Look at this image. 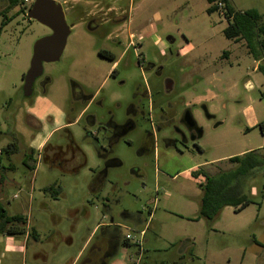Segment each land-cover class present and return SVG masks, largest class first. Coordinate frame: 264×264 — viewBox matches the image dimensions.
I'll return each mask as SVG.
<instances>
[{"label":"rangeland","instance_id":"374dc122","mask_svg":"<svg viewBox=\"0 0 264 264\" xmlns=\"http://www.w3.org/2000/svg\"><path fill=\"white\" fill-rule=\"evenodd\" d=\"M54 1L61 4V0ZM75 1L62 7H70L69 3ZM87 1L92 6V0ZM99 2L102 12L105 3L115 4L131 19L130 24H122L126 37L119 41L121 45L104 39L99 32L89 36L84 25L72 27L59 60L43 64L42 76L33 87L32 98L45 94L66 110L73 109L75 115L83 104L74 101L73 92H92L99 86L97 102L101 101V105L94 103L89 110L97 116L95 125L87 127L82 119L69 128L74 143L86 156V165L67 173L40 162L37 156L33 158L35 170L23 163L26 154L36 152L29 144L38 129L35 120L19 110L32 100L22 96V75L29 67L34 42L51 32L23 14L17 15L19 6L6 13L10 20L0 34V149L15 139L17 151L9 160L0 159V176L4 179L0 181V207L8 216L25 218L39 237L33 240L29 236L28 242L22 243L20 236L0 233V264L68 263L84 241L91 234L89 242L95 236V225L108 223L110 216L116 217L115 222L128 223L117 219L127 211L139 215V230L145 234L143 254L148 264H264V160L249 176L247 195L252 204L237 213L225 207L210 224L193 220L201 192L187 173L191 166L204 168L211 175L231 168L233 165L227 161L215 163L244 149L263 154L259 146H263L264 135L256 128L249 130L248 123L253 114L264 119V86L253 72L254 62L245 46L223 36L225 18L217 12L208 14L206 0ZM229 2L240 12L256 10L264 22V0ZM6 5V0H0V11ZM73 6V17L65 16L68 25L84 16V0ZM150 23L156 25L165 47H153L144 34L143 29ZM113 28L108 24L100 29L108 34ZM129 42L135 48H126ZM124 49V57L112 77L105 78L108 59L98 52L118 56ZM161 49L164 55L160 54ZM225 51L228 57L222 56ZM138 54L145 63H138ZM148 62L163 67L162 75L154 78L152 71L146 70ZM46 79L44 87L40 86ZM167 79L173 83L169 94L163 93ZM155 80H159L155 90L161 93L152 92L150 105L153 104V122L160 130L151 148L144 146L146 131L151 129L149 121H145L111 146L107 160L100 158L97 150L108 144L102 141L98 127L110 121L123 122L136 89L152 85ZM247 81L252 87L245 85ZM165 101L179 104L181 112L184 104L191 106L194 120L202 130L196 147L190 143L185 147L180 141L175 148L166 145L165 139L175 140V132L183 134L186 129L179 120L160 124L159 107H166ZM205 112L211 117L207 118ZM83 126L97 136L86 138ZM10 130L16 134L9 135ZM50 144L62 145L63 138L56 134ZM92 171L106 175L99 192L93 190ZM107 208L111 215L106 213ZM119 229L123 237L135 236ZM185 237H190L195 247L192 254L191 250L181 257L179 239ZM6 238H12V242ZM173 241L175 244L170 246ZM13 244H19L15 252L9 249ZM126 248L130 253L137 250ZM114 264H118L117 259Z\"/></svg>","mask_w":264,"mask_h":264},{"label":"flooded vegetation","instance_id":"af4514ba","mask_svg":"<svg viewBox=\"0 0 264 264\" xmlns=\"http://www.w3.org/2000/svg\"><path fill=\"white\" fill-rule=\"evenodd\" d=\"M90 2L87 0H84V29L86 30L87 34L94 37L96 32H99V36H103L104 39L106 40H119L121 41L124 39L123 37L118 38L119 35L121 34L119 30H117L123 23L127 22L129 20L128 14L124 13L121 7L115 6V8H110L106 7L105 5V10H107V13L102 12L103 6H100L99 0H92V6H88ZM65 8H63L64 10ZM65 11V10H64ZM67 16V15H65ZM112 24L113 29L110 33L105 34L103 31H101V27L103 25H108ZM2 30H0L1 34ZM115 32L117 36H115ZM114 36V37H113ZM112 37V38H111ZM126 37V36H125ZM130 35L128 38L130 39ZM171 40V39H168ZM169 44H171V41H169ZM161 55H164V51H160ZM138 63H145L146 61L144 60V57L137 55ZM146 70H151L153 73L154 78H158L159 76L162 75L163 72V67L156 65L155 63L148 62L147 63V68ZM115 72V71H114ZM111 73V77L113 73ZM39 77L38 79H40ZM36 79V80H38ZM157 81V80H155ZM159 81V80H158ZM36 82V81H35ZM34 82V83H35ZM48 82V80H44L40 83V86L44 87V85ZM154 82V81H153ZM34 87V85H33ZM153 87V88H152ZM155 83L152 85L147 84L143 86V88H137L136 95L133 97V103L131 102L129 104V107L127 109V115L125 117V120L121 122L120 124H115L113 121L108 122L107 124H103L100 127H98V131L101 130V135H102V141H105L108 146L106 148L98 145L97 148L99 147L101 150L98 151V155L102 159H106L108 155L110 154V148L113 144H115L117 141L121 139L122 136H125L129 133H131L136 127L142 126L145 121H149L150 123V132L146 131V138H145V143L144 146L147 150L151 148L153 145L155 138H156V132L160 130V127L157 126L153 122L152 118V111H153V104L150 105V97L153 91L155 93H161L158 90H155ZM172 89V81L169 79L166 80V91L163 93L169 94L170 90ZM34 93V92H33ZM33 95V94H32ZM32 97V96H31ZM29 97V98H31ZM72 98L74 101L81 102L82 107L80 108L83 110L81 118L76 122L77 124L83 119H85L87 127H92L95 125L97 116L94 113H90L89 110L92 106V104L96 103L97 106L101 105L100 102H91V95L89 94L88 96L83 95V90L77 89L75 92L72 94ZM77 98V99H76ZM28 99V98H27ZM182 98H178V100H181ZM89 102H91L89 104ZM166 104V105H165ZM165 106L164 108L159 107L160 114H159V119H160V124L161 125H170L171 123L179 120V122L184 126L185 122V117L186 119L189 115V113L192 115V109L191 106L189 105H183L184 112L178 111V107L180 106L177 103H168L165 101ZM182 104V103H181ZM87 106V108H85ZM194 119V117H193ZM35 127L36 129L41 130L42 125L35 120ZM75 123V124H76ZM198 126V125H197ZM84 126L82 128V131L84 133L85 131V137L86 138H93L97 136L96 133L92 134L88 128ZM185 127V126H184ZM186 133H180V132H175L176 135L178 134L177 137H180L178 139L177 137L175 140L173 139H165L166 145L171 146L175 148L177 146V143L180 141L181 144L186 145L190 143L193 147L197 146V141L198 139V130L197 127H190L186 126ZM98 133V132H97ZM16 134L14 130L9 131V135H14ZM60 137L63 138V144L62 145H52L50 144V141L45 143L40 150H36V154L33 151V158L34 156H37V159L44 163L49 165L52 168H57L63 173H67L70 171H75L77 168L84 167L86 165V156L82 152V150L74 143L72 134L70 132L69 128H65L60 133H58ZM200 139V138H199ZM100 143V142H98ZM107 160V159H106ZM107 164L110 163V161H106ZM117 163V161H115ZM118 164V163H117ZM35 165L34 164V170H35ZM107 166V165H106ZM105 166V167H106ZM105 169V168H104ZM104 171V170H103ZM93 172V171H92ZM105 173L104 172H99L95 173L93 172V177L91 179V183L93 186L94 191H98L102 189L103 184H104V178H105ZM106 213L108 215H111V209L107 208ZM139 215H134V214H127L126 212L122 213L119 217L117 216L118 220H124V221H130V222H140L138 220ZM116 217H109V222L108 223H114ZM27 221V220H26ZM108 223H105L106 225L98 224L99 227L96 229L94 233H99L97 236H93L92 240L82 249L81 255L78 258L77 261H70L65 264H114L116 259L120 255V251L122 248H126L129 245L124 244V240L127 242H130L129 240L126 239V237L122 236V233L117 225H108ZM27 230L32 229L28 225H26ZM28 230V231H30ZM142 231H138L135 236H138V234ZM29 233V232H28ZM97 236V237H96ZM143 236L144 232L141 236V243L140 246H134L131 242V246L135 247L137 250L136 252L133 253L132 255V262L131 263H126V264H148L146 263L147 257L143 254ZM34 259V255L32 257ZM153 264V263H152ZM154 264H158L154 262ZM159 264H165L164 262H160Z\"/></svg>","mask_w":264,"mask_h":264},{"label":"trees","instance_id":"16d2710c","mask_svg":"<svg viewBox=\"0 0 264 264\" xmlns=\"http://www.w3.org/2000/svg\"><path fill=\"white\" fill-rule=\"evenodd\" d=\"M206 1L208 3L207 13L216 12L215 8L212 6L215 0ZM222 1L225 3L226 12L224 15L226 26L222 31L223 36L227 40L243 42L248 55L254 61H259L257 71L262 74L264 82V22H262L261 16L256 10H247L244 12L237 11L229 0ZM6 2L7 5L0 11V30H2L10 20L6 17V13L11 9L19 6V10L16 12L17 15L23 14L26 16L25 10L20 8L22 0H6ZM226 54L227 53L224 52L223 57H225ZM98 55L110 60L105 51H99ZM261 96H264V94ZM256 129L260 134L264 135V120L257 124ZM16 151V140L13 139L6 147L0 149V159L4 157L9 160L10 156L14 155ZM32 156L33 151L31 150L29 155H25L23 161L24 165L29 170H34L35 162ZM262 159L264 160V158ZM262 159H257L256 156L250 152L242 157L236 156L228 159V163L234 165L233 169L221 170L213 175L208 174L203 168L192 171L190 176L193 180L197 181L196 186L201 192L198 212L193 220H203L207 224H210L225 207H230L237 213L252 204V200L248 198L247 195L249 176L252 174L251 169L260 164ZM200 178H202L203 181L198 182ZM26 225L27 221L25 218L18 215L8 216L5 214L2 207H0L1 234L12 237L23 236L29 232V236L33 238V240H37L34 230L31 229L28 231ZM124 244L127 245L126 240H124Z\"/></svg>","mask_w":264,"mask_h":264},{"label":"crops","instance_id":"0c3cea01","mask_svg":"<svg viewBox=\"0 0 264 264\" xmlns=\"http://www.w3.org/2000/svg\"><path fill=\"white\" fill-rule=\"evenodd\" d=\"M69 1L70 0H61V4L60 3L59 4L61 6H63L65 4H67ZM130 1L131 0H129V3H130ZM77 3L79 5L80 0H76L75 2H70L69 3L70 7H68V6L65 7L64 10L66 12V15L73 17V12H74L73 11V8H74L73 5H76ZM105 4H106V7H110V8H113V7L115 8V6H116L115 4L114 5H110V6H109V3H105ZM107 12H108L107 10L104 11V13H107ZM130 23H131V19L128 20V24H130ZM82 25H84V16L77 17L75 24H71V28L72 27L77 28V27H80ZM122 27H123V25H121L117 29L121 33L118 38H121V37L125 38V33H124ZM143 32L146 35V37L149 38V40H150V42H151L153 47H155V48H157V46H161V48L165 47V43L163 42L161 37H159V35L157 34V28H156V25L154 23H150L147 28L143 29ZM116 34H118V33L115 32V36H117ZM130 36H132L131 33H130ZM111 42L120 44L119 40H117V39L116 40H112ZM240 43H242V45L244 46L243 42H240ZM128 47H130V42L127 44L126 48H128ZM125 49L122 52H120V54L118 56H116L114 53L107 52V55L110 58V60L109 59L107 60L109 64H108V66H107V68L105 70V73H104L105 78L107 76L111 75V73L114 72L117 69L118 61L122 57H124ZM161 51H164V50L161 49ZM225 52L227 53L226 57H228V52L227 51H225ZM222 56H223V54H222ZM253 62H254L253 72L257 73V75H259V77H260L259 80L264 86L263 76H262L261 73H259L257 71V65L259 64V61H254L253 60ZM158 83H159L158 80L155 81V85H157ZM172 85H173V83H172ZM245 85L247 87H252V85H251V83L249 81H247L245 83ZM172 88H173V86H172ZM89 94L91 95V102L97 101L99 99V96H100L99 86L96 87L92 92H85V95L88 96ZM83 95H84V92H83ZM62 96H64V93L62 94ZM111 99L114 101L115 98H111ZM91 102H89V104ZM85 108H87V106H85ZM19 110H20L21 113H25L27 115V117L31 118L32 120L38 121L42 125L41 130L37 131L34 134V136L32 137V140H31V142L29 144L30 147H32L35 150H40L45 143L50 141V139L54 135L60 133V131H62L63 129L71 128L73 125H75V123L81 118L82 113H83V110L80 109L74 115L73 114V112H74L73 109L66 110L64 108V106L60 102H55V101L50 100L49 97L46 96L45 94H37V95L33 96L32 100L28 104H26L22 108H20ZM263 120L264 119H259V117H256V115L253 114L251 116V119L249 120V123H248L249 124L248 126L250 128L249 130H252V129L256 128L257 124H259ZM11 124H12V122H11ZM262 145L263 146H259V147H262V149H263V154L262 155L257 154L255 149L248 148V149L241 150L240 152H238L236 154L227 155V156L223 157L222 160L217 161V163H215V164H221V163H224L226 161L228 162V159H230L232 157H236V156L237 157H242L243 155H245L247 153H250V152L253 153L256 156L257 159H262V158H264V143ZM255 167L256 166H254L251 169V173H253V170L255 169ZM198 168L199 167L196 168L195 166H191V167L187 168V173L190 176V173L192 171L197 170ZM233 168H234V165H233V167L225 169V170H229V169H233ZM8 169H10V168H8ZM203 170H204V168H203ZM1 180H2V182H4L3 176H0V181ZM193 181H194V183L197 182L196 180H193ZM249 191H248V193H249ZM199 199H200V195H199ZM198 205H199V203H198ZM197 212H198V210L196 211V213H194V217L196 216ZM126 213L130 214V215L131 214H135V213H132L131 211H127ZM198 221H200V220H198ZM27 225L29 226L28 221H27ZM102 225L105 226L106 224H102ZM108 225H110V226L117 225L121 229L125 230L126 233L130 232V233H135V234L138 232V230L140 228V223L139 222L138 223H136V222L132 223L130 221H128V223H122V222L116 221L114 223H108ZM98 227H99L98 224L95 225L93 227V229H92V232L94 230L96 231V229ZM31 228L34 230V232H35V234H36V236L38 238L39 237L38 232L32 226H31ZM142 230L143 229H141L139 231H142ZM91 236H92V234L84 241V243L81 246L80 250L78 251L76 256L71 261L74 262V261L78 260V258L81 255L82 249L89 243V240H90ZM28 237H29V233L28 232L25 235L20 236V239L22 238V240H23L22 243H27L28 242ZM144 237H145V234L143 236V240H144ZM182 237L183 236H181L180 238H182ZM189 238L190 237H185V239H179L180 246H179V253L178 254L181 257L185 256V253H187L188 251L192 250L191 254L193 253V249L195 247L194 246V242L191 239H189ZM6 241H9V242L11 241L12 242V238H6ZM127 244L129 246L132 245L130 242H127ZM174 244L175 243L173 241L170 244V246H173ZM18 246H19V244H17V245L13 244L12 246L9 247V249L11 250V252H15V251H17L19 249ZM134 249H136V248H134ZM21 250H22V247H21ZM134 252L130 253V251L127 248L123 247L122 250L120 251L119 257L117 258V263L118 264H126L128 262L131 263L132 262V255H133Z\"/></svg>","mask_w":264,"mask_h":264},{"label":"water","instance_id":"95a60500","mask_svg":"<svg viewBox=\"0 0 264 264\" xmlns=\"http://www.w3.org/2000/svg\"><path fill=\"white\" fill-rule=\"evenodd\" d=\"M66 12L63 7L54 0H34L26 12V18L35 21L50 30V34L36 40L32 46V55L29 67L22 77V96L26 99L33 94V85L36 79L42 76L43 64L53 63L59 60L66 39L70 34L71 25L65 21ZM207 118H210L205 112ZM185 117L184 126L197 127L198 136L202 137V130L189 113Z\"/></svg>","mask_w":264,"mask_h":264},{"label":"built area","instance_id":"2783aa9c","mask_svg":"<svg viewBox=\"0 0 264 264\" xmlns=\"http://www.w3.org/2000/svg\"><path fill=\"white\" fill-rule=\"evenodd\" d=\"M33 2H34V0H22V2L20 3V8H22L23 10H25L27 12ZM212 6L215 8L216 12L221 17L224 18V15L226 13L225 12V3L222 0H215L212 3ZM130 46H134V45H132V43H130ZM134 48H135V46H134ZM142 234H143V232H140L138 234V236H133V237L126 236V239L129 240L134 246L139 247L140 243H141Z\"/></svg>","mask_w":264,"mask_h":264}]
</instances>
